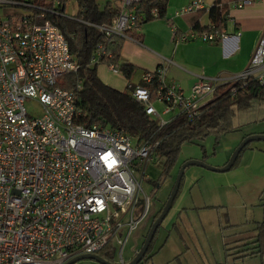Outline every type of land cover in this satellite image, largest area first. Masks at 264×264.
Returning a JSON list of instances; mask_svg holds the SVG:
<instances>
[{"label": "built area", "instance_id": "built-area-1", "mask_svg": "<svg viewBox=\"0 0 264 264\" xmlns=\"http://www.w3.org/2000/svg\"><path fill=\"white\" fill-rule=\"evenodd\" d=\"M140 2L123 0L112 25L96 27L108 39L127 37L145 20L137 12ZM62 6V0H0V264H66L81 255H97L110 244L120 249L121 257L151 211L135 168L140 167L144 176L161 141L153 137L138 142L111 127L80 123L83 112L76 91L59 85L79 65L63 33L46 20L48 14L58 16L61 8L66 10V4ZM204 8V0H195L176 15ZM158 14L152 11L153 17ZM228 39L226 32L210 25L180 41ZM106 53L100 46L93 63L99 64ZM109 66L120 74L117 66ZM262 70L264 35L248 67L232 82L256 79L264 85ZM165 75L160 67L143 75L146 85L127 87L149 116L159 117L160 129L177 117L199 116L200 102L214 98L218 87L202 79L185 95L178 85L166 84ZM152 83L159 85L155 102L147 87ZM28 100L42 106L41 115L30 116ZM156 103L164 105V114L175 116L161 119Z\"/></svg>", "mask_w": 264, "mask_h": 264}, {"label": "crops", "instance_id": "crops-1", "mask_svg": "<svg viewBox=\"0 0 264 264\" xmlns=\"http://www.w3.org/2000/svg\"><path fill=\"white\" fill-rule=\"evenodd\" d=\"M106 1L118 9L122 7L123 0ZM194 1L168 0L164 18L143 21L139 30L132 32L134 38H124L121 63L136 68L130 82L121 73L114 74L104 63L98 64L99 78L124 91L130 83L146 85L143 75L161 67L166 70V84L178 85L185 95H190L193 86L202 79L221 86L237 78L248 67L264 35V0H250L242 8L235 5L244 0H204V9L176 15ZM217 2L227 8L223 31L230 39L216 43L180 41L212 25L209 10ZM212 100H203L199 105L205 106ZM247 127L249 133L244 128L229 134L231 137H222H226L222 147H219L221 140L217 147L215 137L207 138L203 142L205 155L183 146L179 162L167 179L172 180L174 187L182 165L190 160L223 168L246 137L264 134V121ZM254 127L260 131H251ZM150 174L152 180L161 175L154 174L152 169ZM176 197L140 264H264V246L258 250L256 244L257 227L264 223V141L251 143L230 171L215 172L200 166L186 168ZM165 204L151 208V215L132 233L137 232V241L127 254L129 259L123 258L124 250L120 257V249L113 245L114 260L117 249L120 257L116 264H122L121 260L123 264H130L134 260L144 245L154 216L162 213ZM242 250L246 252L239 253Z\"/></svg>", "mask_w": 264, "mask_h": 264}, {"label": "trees", "instance_id": "trees-1", "mask_svg": "<svg viewBox=\"0 0 264 264\" xmlns=\"http://www.w3.org/2000/svg\"><path fill=\"white\" fill-rule=\"evenodd\" d=\"M100 1L76 0L78 13L72 18L64 15L63 8L58 16L48 14L46 17V20L57 26L63 33L69 43L71 54L79 65L78 71L63 76L59 85L64 89L76 91L77 106L83 112L80 123L84 126L101 124L120 130L136 138L138 142L147 141L153 137L160 139L156 154L162 159L163 169L160 178L152 182L154 188H157V183L159 186L171 176L179 162L183 146L198 145L205 155L203 142L207 138L215 137L218 144L222 137L264 121V85L256 79H250L246 84L231 82L218 86L213 100L201 108L199 116L192 120L177 117L171 124L160 129L159 120L147 114L146 106L135 101L128 88L124 91L115 89L105 84L97 74L98 63L94 64L93 59L100 46L107 53L99 63L117 66L128 82L131 81L136 69L131 64L121 63L124 38L115 36L108 39L96 27L112 25L121 9L114 7L111 1H106L102 7ZM167 1L141 0L137 6V12L145 16L144 21L162 19L166 12ZM65 4L66 0H62V5ZM154 9L159 12L157 17L152 15ZM226 9L217 2L209 10L212 26L218 32L223 31ZM207 28L199 30L206 31ZM132 34L134 33H129L128 36L134 38ZM158 86L157 83L147 86L153 93V102L156 101ZM237 119L238 125L235 124ZM250 146L251 144L247 145L241 151L234 167ZM160 214L161 212L154 216L153 222ZM256 244L258 250L264 246V223L257 227ZM114 251V246L110 244L99 254L105 260L113 262ZM245 252L246 250L239 251V253Z\"/></svg>", "mask_w": 264, "mask_h": 264}, {"label": "rangeland", "instance_id": "rangeland-1", "mask_svg": "<svg viewBox=\"0 0 264 264\" xmlns=\"http://www.w3.org/2000/svg\"><path fill=\"white\" fill-rule=\"evenodd\" d=\"M100 4H101L102 7H104L105 0H101ZM77 13H78L77 2L74 1V0H71V1L67 2L66 15L69 18H72L73 16H76ZM25 106H26V109L29 112L30 116H32V117L39 116L42 113V106L36 100H28L26 102ZM155 107H156V109H157V111L159 113L160 118L163 119V120H166V121L170 120L176 114V113L164 114L163 113L164 112V109H163L164 107H162L160 104H155ZM154 118L155 119H157V118L159 119V117H157L155 115H154ZM258 128H261V127H258ZM256 130H259V129H257L255 127L251 128V131H256ZM249 131H250L249 127L245 128V133H249ZM226 137L227 138L231 137V135L226 136ZM226 137L221 139L219 147H222L223 142H225V140H226ZM133 144L134 145L136 144L135 140H134ZM218 145L219 144H217V147H218ZM187 146L188 147H186V148H193V150L195 149L196 152L200 151L203 154V151H201L202 150L201 147H199L198 145H191L190 144V145H187ZM204 146H206V145H204ZM204 149H205V147H204ZM156 158L159 159V160H155V162L149 164V167L145 170L144 176H142V169L140 167H136L135 168L137 177L140 180H142V188H143L144 193L147 194L150 197V203H151V208L152 209L154 208V206L156 204L157 205L159 204V206H160V205H163L164 203H166L168 198H169V196H170V194H171V192H172V189H173V182H172L171 179L164 180L161 183L160 187H158L159 183H157V188H154V185H153L152 182L153 181L156 182L158 179L157 180L149 179V178H151V174H150V170L151 169H152V172L154 174H160L162 172V169H163L162 168V160L157 155H156ZM210 160L211 159H209V161ZM150 215H151V212H150L149 216ZM135 233H137V232H135ZM135 233L129 239V241H128L125 249H124L123 258L126 259V260H127V258L129 259V255H127V254H129V250L131 249V247L135 246V242L137 241V240H135V235H136ZM119 261H120V257L118 255V249H117L114 263L116 264ZM74 264H101V263L96 261V260H93V259H83V260L75 262Z\"/></svg>", "mask_w": 264, "mask_h": 264}, {"label": "water", "instance_id": "water-1", "mask_svg": "<svg viewBox=\"0 0 264 264\" xmlns=\"http://www.w3.org/2000/svg\"><path fill=\"white\" fill-rule=\"evenodd\" d=\"M259 141H264V134H260V135H252V136H248L246 137L241 144L238 146V148L234 151V153L232 154L231 158L229 159L228 163L223 167V168H216L213 166L208 165L207 163L201 161V160H190L186 163H184L176 177V181L174 184V187L172 189V192L162 210V213L160 214V216L157 218V220L153 223L147 238L144 242V245L142 246V248L139 250V252L137 253L136 257L134 258V260L130 263V264H140L141 261L143 260V258L146 255V252L155 236V233L157 232L159 226L162 224V222L164 221V219L166 218L167 214L169 213V211L171 210L173 203L175 201V198L178 194L179 188H180V184H181V180L183 178L185 169L190 167V166H200L203 168H206L208 170L211 171H215V172H227L230 171L238 157L239 154L241 153V151L249 144L254 143V142H259ZM83 259H93L96 260L98 262H100L101 264H112L104 259H102L101 257H99L98 255H81L78 256L76 258L71 259L69 262H67L66 264H74L77 261L83 260Z\"/></svg>", "mask_w": 264, "mask_h": 264}]
</instances>
